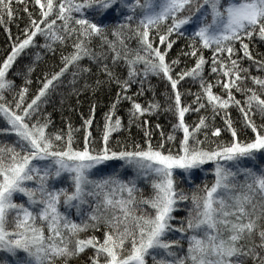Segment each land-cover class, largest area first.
<instances>
[{"label":"snow or ice","instance_id":"obj_1","mask_svg":"<svg viewBox=\"0 0 264 264\" xmlns=\"http://www.w3.org/2000/svg\"><path fill=\"white\" fill-rule=\"evenodd\" d=\"M25 18L0 57V264H264V0H0L10 38ZM105 89L102 121L55 128L57 94Z\"/></svg>","mask_w":264,"mask_h":264},{"label":"trees","instance_id":"obj_2","mask_svg":"<svg viewBox=\"0 0 264 264\" xmlns=\"http://www.w3.org/2000/svg\"><path fill=\"white\" fill-rule=\"evenodd\" d=\"M26 22L25 20H17L16 22L12 23L10 26L11 28V33H12V38L9 37V35L4 31L3 26H0V57H2L7 50H10V45L13 42V39L16 36H19L20 33L17 29V23L19 24L20 28L24 27V24ZM43 38L41 37L39 39V43H43ZM178 47H183V43H181ZM253 49H257L259 46L253 45ZM260 51H264V47H259ZM173 57L176 55L175 51L173 52ZM31 56V53H28L26 55H23L18 64V68L20 65L27 64L29 61V58ZM57 61H58V55H57ZM45 64L47 67L50 69L53 60L50 57H47L45 59V62L41 64V68L45 67ZM40 72L38 71L33 79L34 81L39 77ZM16 83L18 85L23 84V80L20 79L19 77H16ZM152 84L155 86L156 91H157V99H160L161 102L163 103L164 97L163 93L166 91L164 83L160 82L157 78H152ZM134 86V89L135 90ZM185 89H190L192 92L198 91V88L195 84L193 83H184L183 88L181 89L182 91ZM33 91L35 90V84L33 85ZM118 89H113L111 91L105 89L102 91H98L97 93L93 94L91 91H88L86 93H83L79 97V101H77V98L75 96H71L68 98H64V103L61 104L60 101L62 97L57 94L53 100L50 102L47 111L52 113V119L55 125L56 129L59 128H66L67 123L71 122L74 128H80L82 124V119H81V113H83L85 116H87L89 112V107L91 104L95 103L97 105V112H96V120L102 121L103 119V113L108 110V106L114 99V92L117 91ZM65 89H60V92H64ZM152 94L147 93L145 98L142 99H151ZM11 98V97H9ZM166 106V105H165ZM128 105L122 104L121 105V110L118 113V115H121L125 118V122L127 121V115H126V110H127ZM236 113L235 111L233 112V117L235 118ZM186 119L189 123L192 121L197 120V116L195 114L187 115ZM152 124L155 125L156 123H160L161 125L165 126L166 130L170 131V124L171 122H174L172 120L171 115L163 113V109L161 110V114L159 116H153L151 117ZM219 123V120L217 121ZM128 133L124 132L123 136L119 137L123 139L124 136H127ZM132 135L136 136L137 139L139 138L140 133L136 128L132 129ZM158 130L156 132V136L158 138ZM110 170H107L105 174H108ZM128 175H131V172L129 171ZM93 179H98L99 177H92ZM214 179L213 175L211 174V169L206 168L204 172L198 173L197 176L193 177L190 181L183 180L178 178L179 181V187L183 189L186 193L189 192L192 188L195 187V185L200 184L202 185L204 182H211ZM139 187L144 189L145 194H149L151 192L149 182L143 181L139 184ZM184 205H181V208H183ZM186 215V212L181 211L178 215V218L180 216ZM90 255V254H89ZM78 264H86L85 260H80Z\"/></svg>","mask_w":264,"mask_h":264}]
</instances>
